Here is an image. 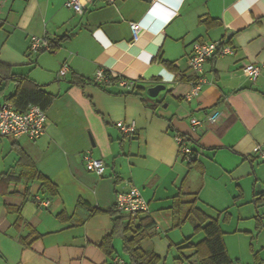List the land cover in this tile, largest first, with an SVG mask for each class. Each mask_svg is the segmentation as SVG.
I'll use <instances>...</instances> for the list:
<instances>
[{"label": "crops", "instance_id": "obj_1", "mask_svg": "<svg viewBox=\"0 0 264 264\" xmlns=\"http://www.w3.org/2000/svg\"><path fill=\"white\" fill-rule=\"evenodd\" d=\"M66 1L0 0V104L10 103L14 77L54 95L40 138L0 136V264H130L110 211L132 185L149 204L141 216L153 225L141 245L158 264L196 260L179 249L203 238L190 219L177 224L188 211L178 206L185 193L220 220L232 264H264V243L249 238L264 219L255 203L259 184L264 191V68L257 81L243 72L264 64V0H162L154 12L147 0H84L83 14ZM139 21L146 27L136 37L130 24ZM33 35L53 38L54 49L31 53ZM220 40L234 53L207 61V83L188 98L193 43ZM99 69L110 82H94ZM121 77L135 87H121ZM157 84L165 89L152 97ZM213 110L222 116L210 124ZM191 117L204 126L192 130ZM120 120L135 121L137 134L125 136ZM177 134L190 136L193 161L180 153ZM88 152L106 163L102 176L87 169Z\"/></svg>", "mask_w": 264, "mask_h": 264}, {"label": "built area", "instance_id": "obj_2", "mask_svg": "<svg viewBox=\"0 0 264 264\" xmlns=\"http://www.w3.org/2000/svg\"><path fill=\"white\" fill-rule=\"evenodd\" d=\"M108 1L112 3L115 0ZM84 5V0L66 1V6L79 14H83ZM130 25L136 37L139 32L144 29L143 27H146L142 21L131 22ZM53 41V38L33 35L30 42V52L40 53L42 51H52L54 49L52 46ZM233 53L234 49L224 40L194 42L188 63L196 77L192 81V90L187 97L192 98L199 95L203 86L207 83V79L204 75L207 61L218 55L221 56ZM263 68L264 64L258 65L249 63L243 67V72L252 81H257L262 74ZM68 70V66L64 65L60 70V75L65 76ZM110 81L111 74L108 71L105 69H99L97 71L94 82L108 83ZM118 84L125 89L132 90L135 87V80L121 77L118 80ZM221 116V111L213 110L207 116V122L215 124ZM47 121L48 117L46 110L38 104H29L24 111L16 109L11 103L0 104V136H10L17 139L26 137L30 140H36L45 133ZM116 125L125 136L134 137L137 134L138 128L135 121L126 122L120 120ZM191 126L192 130H196L199 127H203L204 122L197 117H191ZM175 140L179 145L182 156L187 161L191 162L194 158V150L190 144V136L177 134ZM260 157L264 160V145L260 148ZM84 161L89 171L99 176L105 173L107 166L104 160L96 159L88 152L84 155ZM115 209L122 215H136L138 213L149 212V204L142 196L140 189L132 185L128 190L117 193Z\"/></svg>", "mask_w": 264, "mask_h": 264}, {"label": "trees", "instance_id": "obj_3", "mask_svg": "<svg viewBox=\"0 0 264 264\" xmlns=\"http://www.w3.org/2000/svg\"><path fill=\"white\" fill-rule=\"evenodd\" d=\"M63 39L65 37L61 38V40ZM55 43L56 40L52 42L53 47ZM168 65L173 68V65ZM13 79L17 83L16 89L13 94L7 97V101L13 104L16 109L24 111L29 104H38L46 109L52 103L54 95L46 91L34 80L28 77H14ZM72 81L83 83L85 80L75 75ZM37 177L41 178L43 184L48 186L54 193L57 192L56 186L48 178L39 173ZM183 197L189 198L183 200ZM196 203L197 199L192 194L185 193L183 196H179L178 206L185 205L188 207V211L184 219L179 218L177 224L181 225L185 218L190 219L194 224L196 234L202 233L203 238L195 242L192 237H189L179 249L193 250L191 256H186L187 259L196 258L191 264H232L220 220L208 215ZM255 203H257L258 207L264 205V191L256 193ZM110 213L113 216L115 232L121 231L123 233V249L129 255L130 264H158L161 260L159 255L154 251L144 249L141 245L143 238L148 234L149 227L153 225L150 218L141 216L143 213L122 215L115 208ZM179 213L177 211L176 214L178 215ZM103 246L108 254H112V245L109 244L107 239L103 242Z\"/></svg>", "mask_w": 264, "mask_h": 264}, {"label": "rangeland", "instance_id": "obj_4", "mask_svg": "<svg viewBox=\"0 0 264 264\" xmlns=\"http://www.w3.org/2000/svg\"><path fill=\"white\" fill-rule=\"evenodd\" d=\"M261 210L264 211V206H262ZM262 221H263V226H262V228L260 230H258L259 231L258 232L259 235H257V233H255V232H253V234H249V238H250V236H254L255 237V240H260V241H262L264 243V219H262ZM254 230H257L255 228V224H254ZM243 236H245V235H243ZM238 246H239V242L237 241L236 237H233V245L230 244V249L232 251V255L233 256L237 252Z\"/></svg>", "mask_w": 264, "mask_h": 264}, {"label": "water", "instance_id": "obj_5", "mask_svg": "<svg viewBox=\"0 0 264 264\" xmlns=\"http://www.w3.org/2000/svg\"><path fill=\"white\" fill-rule=\"evenodd\" d=\"M147 2H149L151 5H152V7H151V9L153 8L154 10H153V12L154 11H156L155 10V7H157V6H155V3H156V5H157V3H159V2H163L162 0H156V2H155V0H147ZM154 3V4H153ZM165 89V85H163V84H157V85H155V86H151L149 89H148V94L150 95V96H152V97H155V96H157L158 94H159V92L160 91H162V90H164ZM257 190H258V192H261L263 189H262V186H261V184H259L258 186H257Z\"/></svg>", "mask_w": 264, "mask_h": 264}]
</instances>
